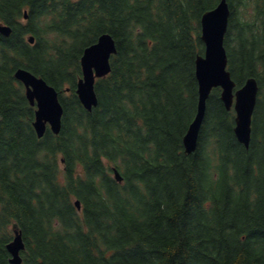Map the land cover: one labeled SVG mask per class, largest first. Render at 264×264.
I'll use <instances>...</instances> for the list:
<instances>
[{
	"label": "trees",
	"instance_id": "16d2710c",
	"mask_svg": "<svg viewBox=\"0 0 264 264\" xmlns=\"http://www.w3.org/2000/svg\"><path fill=\"white\" fill-rule=\"evenodd\" d=\"M228 1L226 46L241 86L264 68V42L241 34L240 50L231 52V27L248 22L251 7ZM218 2L0 0V23L12 27L10 36L0 32V264H12L15 225L26 242L22 264H264L260 100L249 149L220 88L208 100L196 151L183 146L197 110L201 17ZM105 32L118 52L88 111L76 93L80 58ZM20 67L59 90L60 134L49 129L38 138L36 107L15 77Z\"/></svg>",
	"mask_w": 264,
	"mask_h": 264
},
{
	"label": "water",
	"instance_id": "95a60500",
	"mask_svg": "<svg viewBox=\"0 0 264 264\" xmlns=\"http://www.w3.org/2000/svg\"><path fill=\"white\" fill-rule=\"evenodd\" d=\"M231 8L228 0H220L218 5L206 11L202 18V39L206 44L205 54L196 58V77L199 84L197 110L183 138L187 153L196 151L199 134L205 119L208 99L215 87L222 88L221 98L228 110L234 107L236 111L234 132L240 143L250 147L252 140V122L259 94V83L255 76H250L245 83L237 88V83L228 69V53L225 47V36L228 31ZM24 17L29 18L27 10ZM0 32L9 36L12 28L0 23ZM34 43L35 36L29 37ZM118 52L117 42L112 34L103 33L98 40L84 49L81 57L82 77L78 81L76 92L85 108L93 110L99 104L95 83L99 77L110 73L111 57ZM15 76L26 86V96L30 103L37 106L33 123L38 136L45 135L48 125L59 134L63 128L64 107L59 97V91L43 77L37 76L29 69L20 67ZM115 176L123 180L115 168ZM76 205L81 208V201ZM14 239L7 244L11 253L10 262L21 264V251L25 249L23 231L15 228Z\"/></svg>",
	"mask_w": 264,
	"mask_h": 264
},
{
	"label": "rangeland",
	"instance_id": "374dc122",
	"mask_svg": "<svg viewBox=\"0 0 264 264\" xmlns=\"http://www.w3.org/2000/svg\"><path fill=\"white\" fill-rule=\"evenodd\" d=\"M246 0H244L245 2ZM244 2L241 3L240 5H238V11L239 14H242L243 10L245 9V5ZM247 5L249 7H253V8H249L247 10V12L249 13V17H248V22H243L241 19H237L234 24L231 27V39H232V43H231V52L234 55H237V51L240 50V46H241V34H243V36L248 37V39L251 41L254 38H257L260 42H264V16L262 15V13L264 12V0H247ZM253 11L255 12L254 14ZM259 17H262L261 23L260 22H256L254 23V19H257ZM153 45L156 44V42H152ZM264 61H262L261 63H263ZM258 79L260 82L259 85L262 86L261 87V91L259 94V98L258 100H260V109H259V114H258V119L257 120V124H258V140H259V145L260 142H262L263 139V133H262V121L264 119V68H262L259 73H258ZM186 93V90L183 91ZM254 120V117H253ZM207 147L212 150L213 153H221L223 152V149L221 148L220 144H216L215 146H211L210 144H206Z\"/></svg>",
	"mask_w": 264,
	"mask_h": 264
},
{
	"label": "bare ground",
	"instance_id": "6f19581e",
	"mask_svg": "<svg viewBox=\"0 0 264 264\" xmlns=\"http://www.w3.org/2000/svg\"><path fill=\"white\" fill-rule=\"evenodd\" d=\"M10 35H11V34H10ZM10 35H9V36H10ZM18 81H19V80H18ZM66 90H67V89H66ZM193 153H194V152H193Z\"/></svg>",
	"mask_w": 264,
	"mask_h": 264
}]
</instances>
